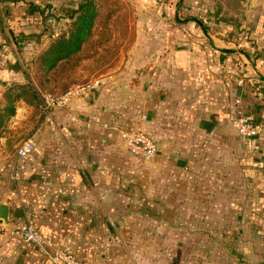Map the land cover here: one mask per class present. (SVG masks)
Segmentation results:
<instances>
[{
  "label": "crops",
  "instance_id": "obj_1",
  "mask_svg": "<svg viewBox=\"0 0 264 264\" xmlns=\"http://www.w3.org/2000/svg\"><path fill=\"white\" fill-rule=\"evenodd\" d=\"M44 1L51 0H0L1 101L9 83H23V75L7 63L16 57L15 35L32 36L33 31L43 27L42 22L33 21L34 12L24 9ZM173 28L176 34L171 32ZM262 34L264 26L259 24L253 36L245 38L229 35L222 25L209 21H185L171 27L168 24L158 52L146 58L150 63L131 74L135 79H131L125 92L130 111L123 112L107 96L111 83L106 78L97 80L96 88L85 101L86 112L93 107L104 117L109 116L110 110H118L120 114L108 123L140 127L153 138L156 152L144 160L145 170L152 195H158L159 185H163L162 205L201 206L202 196L196 192L207 175H212L209 185L213 190L228 193L229 199H225L230 222L226 234L233 244L226 264H264ZM238 77H242L241 84L236 83ZM235 98L239 99L238 104H234ZM16 106L26 109L29 104L19 98L14 102V112ZM235 107L243 109L259 127L254 137L238 139ZM13 124L9 121L7 127ZM70 134L60 135L61 138L50 134L43 140L36 137L34 150L17 158L18 162L7 169L1 148L0 201L8 206L9 226L30 224L50 237L54 245L65 246L71 253H85V173L90 174L92 182L105 185L110 172L129 167L101 163L85 169L86 136ZM132 169L138 171L139 166ZM191 189L196 190L193 199ZM172 213L186 214L179 208ZM196 215L200 220V215ZM2 243H6L8 253L2 264H52L20 237Z\"/></svg>",
  "mask_w": 264,
  "mask_h": 264
},
{
  "label": "rangeland",
  "instance_id": "obj_2",
  "mask_svg": "<svg viewBox=\"0 0 264 264\" xmlns=\"http://www.w3.org/2000/svg\"><path fill=\"white\" fill-rule=\"evenodd\" d=\"M81 2L93 10L88 36L52 69H44L41 63L44 50L69 34L77 15V12L71 15L72 9ZM30 7L24 10L34 12L33 21L42 22L43 27L33 31L32 36L16 34L15 60L6 61L9 68L23 75L20 84L29 85L34 95L21 93V99L28 100L29 106L26 109L16 106L12 117H5L7 105L2 94L0 149H4L1 155L5 154L6 169L18 162L14 150L23 139L37 143L36 137L43 140L50 134L61 138L60 135L83 132L86 138H91H85V169L101 163L129 169L112 173L118 175L116 183L108 177L105 185L92 182L85 173V217L89 220L85 219V253L79 250L78 255L91 264H226L231 259L233 244L226 234L230 222L226 206L229 198L228 193L210 187L212 175H207L206 182L201 180L197 192L189 190L192 199L194 194H201V206L162 205V183L158 195H152L148 191L146 161L132 158L123 148L117 129L125 126L108 123L111 117L120 114L118 110H110L109 116L104 117L93 107L86 112L88 95L67 108L42 114L38 100L45 93L56 94L77 84L106 78L111 83L107 96L123 112L130 111L125 92L131 79H135L131 74L145 69L150 63L146 58L158 52L165 26L209 21L222 25L234 37H252L258 24L264 26V0H51ZM175 29L171 32L176 34ZM42 33L44 37L40 38ZM15 92L17 88L10 90ZM9 121H13V126L7 127ZM134 166H139V170L132 169ZM177 208L184 210L185 216L173 214ZM17 237H0V264L8 258L6 243L2 242Z\"/></svg>",
  "mask_w": 264,
  "mask_h": 264
},
{
  "label": "built area",
  "instance_id": "obj_3",
  "mask_svg": "<svg viewBox=\"0 0 264 264\" xmlns=\"http://www.w3.org/2000/svg\"><path fill=\"white\" fill-rule=\"evenodd\" d=\"M237 84L242 83V77L236 79ZM97 80L89 81L84 84H77L66 90L50 94L45 93L39 97L38 108L42 114H47L54 109L67 108L72 103L87 97L96 87ZM239 99H234V104H238ZM234 120L236 124V135L239 140L254 137L259 127L254 124L251 118L240 107H235ZM117 134L121 140L125 151L133 158L138 160H148L156 152V144L153 138L136 126L119 127ZM35 148L34 142L29 139L21 140L14 150L15 158H24ZM18 236L22 240L32 244L37 253L45 256L52 264H91L85 259L75 256L73 253L62 249L53 244L49 237L41 233L30 224L20 227L5 226L0 222V237Z\"/></svg>",
  "mask_w": 264,
  "mask_h": 264
},
{
  "label": "trees",
  "instance_id": "obj_4",
  "mask_svg": "<svg viewBox=\"0 0 264 264\" xmlns=\"http://www.w3.org/2000/svg\"><path fill=\"white\" fill-rule=\"evenodd\" d=\"M77 12V15L75 17L73 27L69 31V34L66 37H60L54 42H52L50 45L47 46V48L44 50V53L41 57V63L44 69H52L56 63L73 53L75 50L78 49L79 45L81 42L88 36L89 32V27L91 25L92 21V15H93V10L90 6L85 4V2L79 3L77 8L72 9L71 15ZM70 15V16H71ZM13 88H17V92L15 93H10V90ZM19 92V93H18ZM27 92L31 97L34 95L33 89L29 85H23V84H17V83H9L8 87L4 90L3 96L5 97V102L7 107H4V110L6 112V116L12 115L14 112V101L16 99L21 98L20 94ZM20 97H19V96ZM25 102H28V100L23 99ZM39 101V100H38ZM3 114H0V123L2 120ZM115 172H110L109 175ZM87 177L92 179L90 174H86ZM118 175H111V178H113L112 183H116V179ZM86 185V184H85ZM85 219L89 220V217H85ZM25 224V223H24ZM23 224H18L15 227H20ZM37 229V228H36ZM41 231V230H39ZM41 233L45 234L44 232L41 231ZM46 235V234H45ZM51 240V238L49 237ZM52 241V240H51ZM62 247V249L66 250L67 248L65 246L59 245ZM66 248V249H65ZM66 251H70L67 249ZM77 257H81V255H78L77 252H73Z\"/></svg>",
  "mask_w": 264,
  "mask_h": 264
},
{
  "label": "water",
  "instance_id": "obj_5",
  "mask_svg": "<svg viewBox=\"0 0 264 264\" xmlns=\"http://www.w3.org/2000/svg\"><path fill=\"white\" fill-rule=\"evenodd\" d=\"M82 133L75 131L74 135L80 136L83 135ZM0 222H2L5 226H9L8 206L2 201H0Z\"/></svg>",
  "mask_w": 264,
  "mask_h": 264
}]
</instances>
